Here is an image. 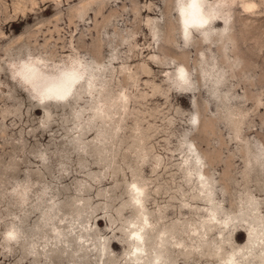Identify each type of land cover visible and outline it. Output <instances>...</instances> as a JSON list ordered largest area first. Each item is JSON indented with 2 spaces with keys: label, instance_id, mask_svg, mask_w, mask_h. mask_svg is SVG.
<instances>
[{
  "label": "rangeland",
  "instance_id": "1",
  "mask_svg": "<svg viewBox=\"0 0 264 264\" xmlns=\"http://www.w3.org/2000/svg\"><path fill=\"white\" fill-rule=\"evenodd\" d=\"M0 264H264V0H0Z\"/></svg>",
  "mask_w": 264,
  "mask_h": 264
},
{
  "label": "bare ground",
  "instance_id": "2",
  "mask_svg": "<svg viewBox=\"0 0 264 264\" xmlns=\"http://www.w3.org/2000/svg\"><path fill=\"white\" fill-rule=\"evenodd\" d=\"M69 97H70V96H69ZM64 99H65V98H63V99H61V100H57V101H61V102H62V101H64ZM61 102H60V103H61ZM65 102H66V101H65ZM135 189H137V188H135ZM138 194H139V193H138ZM130 238H132V242H133V244L137 245V246L134 247V250H135V251H143V243L140 242L139 240L137 241V238H138V239L141 238L140 233L137 232V231H133V232H131ZM131 254L134 255V251L131 252ZM101 256H102V255H101ZM158 257H159V256L154 257V260H155L156 262H159V261H158ZM228 259H231V257L228 258ZM131 260H132V261H138V260H140V258H139V256H138V257H134V258H132ZM229 263H231V260H229Z\"/></svg>",
  "mask_w": 264,
  "mask_h": 264
}]
</instances>
